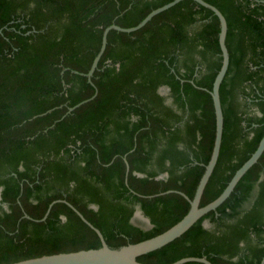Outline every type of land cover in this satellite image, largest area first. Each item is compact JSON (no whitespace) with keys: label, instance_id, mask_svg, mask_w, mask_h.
<instances>
[{"label":"trees","instance_id":"16d2710c","mask_svg":"<svg viewBox=\"0 0 264 264\" xmlns=\"http://www.w3.org/2000/svg\"><path fill=\"white\" fill-rule=\"evenodd\" d=\"M168 1L0 0V264L101 245L67 203L49 207L56 199L78 209L112 248L154 236L187 212L188 200L175 190L193 197L214 141L208 90L221 64L217 16L181 0L137 30L110 29L93 85L85 75L106 26L136 25ZM205 1L225 16L229 63L219 87L220 150L201 206L254 151L264 122V4ZM247 80L261 94L254 101L259 115L243 118L238 94ZM162 85L175 108L163 103ZM263 168L264 151L215 210L136 259L170 264L205 256L213 264H259L264 180L250 207L240 208ZM162 171L167 176L156 179ZM136 203L152 223L147 230L130 221ZM205 218L215 227L204 228Z\"/></svg>","mask_w":264,"mask_h":264},{"label":"water","instance_id":"95a60500","mask_svg":"<svg viewBox=\"0 0 264 264\" xmlns=\"http://www.w3.org/2000/svg\"><path fill=\"white\" fill-rule=\"evenodd\" d=\"M181 0H170L154 9L149 11L136 25L129 26V27H121L117 24H110L106 26L102 32L101 37V44L99 51L93 62L91 64L90 69L88 70L85 75L88 77L89 82L93 85L91 81V75L93 73L94 68L97 65V61L102 54L103 50L105 49V45L107 42V33L110 29H116L118 31L123 32H131L137 30L144 26L154 15L157 13L173 6L174 4L178 3ZM198 4L209 8L218 18L219 20V33H218V44L221 52V64L220 67L214 77L212 82L211 89L208 90L212 99V104L214 108L215 114V134H214V141L213 147L211 150L210 157L207 163L204 165V171L198 181L196 186L195 192L192 198H189L185 193L181 191H177L181 195H183L189 202V208L187 212L174 224L169 226L164 231L148 237L146 239H142L137 242L127 243L125 245H121L117 248L110 247L101 231L95 227L91 222H89L84 215L76 209L71 203L62 200L56 199L53 200L50 204L55 201L61 200L70 206L75 213L79 216V218L86 223L91 229L95 231L97 236L100 239L101 245L97 248H90V249H82L77 251H68V252H59V253H52V254H43L36 257L26 258L19 261H15L9 264H145L139 262L136 258L139 255L145 254L149 251L155 250L160 248L161 246L169 243L170 241L174 240L181 234H183L187 229H189L199 218L203 215L208 213L209 211L215 210L224 200L230 195L233 191L234 187L236 186L237 182L241 179L243 174L254 164L257 162L259 157L261 156L262 152L264 151V122H263V134L254 149V151L248 156V158L234 171L231 178L228 180L222 191L211 201L204 205H200L201 196L203 190L207 184V181L215 167V164L218 159V154L220 150L221 138H222V129H223V113L220 101V94H219V87L220 84L226 74L228 63H229V53L225 43L226 39V32H227V22L223 13L213 4L205 1V0H193ZM257 2H261L264 4V0H255ZM2 29L0 28V33ZM96 91L90 97L92 98L95 96ZM84 99L77 104L70 106L69 110L74 109L78 105L86 102L88 99ZM172 190H167L166 192H171ZM49 208L47 209L45 215L47 214ZM26 217L30 218L29 215L25 214ZM186 261H199L204 264H213L210 260H208L205 256H184L181 258L176 259L170 264H181ZM264 256L260 262L263 264Z\"/></svg>","mask_w":264,"mask_h":264},{"label":"flooded vegetation","instance_id":"af4514ba","mask_svg":"<svg viewBox=\"0 0 264 264\" xmlns=\"http://www.w3.org/2000/svg\"><path fill=\"white\" fill-rule=\"evenodd\" d=\"M255 1V0H253ZM257 2V1H256ZM261 3V2H259ZM196 69H198V67L196 66ZM251 89H254V93H252V91L250 92ZM243 92H240L238 94V100L239 102L241 103L240 104V107H239V110H240V114L243 118H247L249 116H255V115H259V111L257 109V106L254 104V101L258 99L257 95H261L259 92H258V89L255 87V84L250 82V81H245L243 83ZM158 93L164 98L163 99V103L164 104H167V105H170L172 107L175 108V105L172 103V98L170 97L169 95V88L168 86H165V85H162L158 88ZM250 92V93H249ZM222 107V106H221ZM241 125L244 126V131L248 132L249 130V127L246 126V122L244 120L241 121ZM251 132L248 133L247 137L249 138L251 136ZM260 158V157H259ZM125 160V159H124ZM258 161V160H257ZM255 164V163H254ZM128 168V165L126 167V172H127V169ZM138 176H145V174L143 173H137ZM167 176V172L166 171H162V172H159L157 173V175L155 176L156 179L158 178H165ZM264 180V168L262 171H260V175H259V178L257 179V181L255 182L253 188H252V191H251V195L249 197V199L242 205V207L240 209H247L250 207L253 199H254V196L257 194V191H258V188H259V182L260 181H263ZM126 181V180H125ZM239 182V181H238ZM237 182V183H238ZM171 190V189H170ZM167 191V190H166ZM166 191H164L165 193H167ZM173 191V190H172ZM175 191H178V190H175ZM164 192H161L160 194H163ZM142 196V195H141ZM145 196V195H143ZM149 197H151V195H149ZM66 201V200H65ZM68 205V204H67ZM2 206L5 208V204H2ZM89 206L91 208H96V205L93 204V203H90ZM135 214H138L139 216L141 215L146 222L150 223V227H152V223L150 222V219L148 216H146L141 207H140V204L139 203H136L134 204V211H133V214L130 218V221L131 223L133 224L132 222V218ZM215 215H217V213H215ZM204 216V215H203ZM210 218V217H209ZM62 220H64V218L62 217ZM135 225V224H134ZM202 226L206 229H212L215 227L214 223H212L210 221V219L208 218H205L202 220ZM240 246H243V242H240ZM242 251V250H241ZM239 257V255L235 256V257H232V259H237ZM263 258V257H262ZM262 260V259H261ZM261 262V261H260ZM260 264V263H259ZM264 264V262H263Z\"/></svg>","mask_w":264,"mask_h":264},{"label":"rangeland","instance_id":"374dc122","mask_svg":"<svg viewBox=\"0 0 264 264\" xmlns=\"http://www.w3.org/2000/svg\"><path fill=\"white\" fill-rule=\"evenodd\" d=\"M141 215L139 216L138 214H135L132 218V222L133 224L147 230L150 228L151 225L150 223L146 222L145 219Z\"/></svg>","mask_w":264,"mask_h":264}]
</instances>
